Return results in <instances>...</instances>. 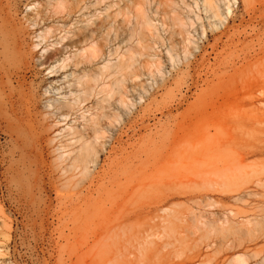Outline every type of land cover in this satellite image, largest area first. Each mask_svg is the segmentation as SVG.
Returning a JSON list of instances; mask_svg holds the SVG:
<instances>
[{
  "label": "bare ground",
  "instance_id": "obj_1",
  "mask_svg": "<svg viewBox=\"0 0 264 264\" xmlns=\"http://www.w3.org/2000/svg\"><path fill=\"white\" fill-rule=\"evenodd\" d=\"M26 1L27 11L24 12L19 0H0V210L5 204H9L20 213L28 214L32 224V240L37 243L38 238L43 237L45 216L49 211L52 212L50 198L48 199L46 194L47 189H52L56 195V207L53 209L51 222L55 221L58 226V237L54 240L55 253L52 254L53 264H116L115 260V263L112 261L116 250L111 251L114 254L108 253V249H105V236L109 237L107 240L110 243L112 238L109 234L115 231L112 234L117 236L118 230L120 236L117 238L121 237V233H125L122 234L125 236L129 230V243L136 238L141 241H134L138 242L139 247H135V243L130 245L126 242L130 247L124 253L127 251L130 256V260L128 256L127 260L130 262L131 256L137 258L138 253L143 256L152 244L155 245V250L151 254L160 252L163 248L160 253H163L162 255L159 252L158 256L153 255L160 264L162 258L165 264L167 260L171 263L173 256L177 257L175 261H178L174 263L173 260V264L195 262L201 258L198 250L188 252L186 257L175 253L173 255L171 252L173 256L168 258L170 253H166L167 249L163 252L167 244H164V247L163 243L159 246L153 239H158L161 234L160 238L164 237L163 232L165 236L171 235L172 238L175 232L178 237L179 230L184 229L182 233L189 228H198L199 225L209 227V232L215 233L216 238L218 235L222 236L216 241L219 251L232 249L236 241L223 239L224 232L230 231L227 219L210 221L202 215L204 212L198 215L192 213L189 208L187 210L167 206L178 198L171 192L173 181L161 182L160 189L150 191L152 193L149 194L151 196L147 198L148 201L144 200L147 193L144 192L146 184L141 171L161 156V149L157 146L145 149L144 160V156L134 154L133 144L128 143L127 147L123 148L122 138L127 132L120 129L118 138L116 135L114 137V128L121 124L122 117L119 112L114 111V104L116 107L129 109L126 102L127 83L136 81L142 69L149 70L151 77L156 72L161 74V59H155V54L146 53L158 43L164 46L165 39L159 33L155 21L160 22L163 31L169 35L166 54L172 66L178 64L177 60L181 54L184 59L192 57L188 59L187 65H193L198 58L203 64L209 56L208 48L215 53L223 38H226L223 47H230L241 37L239 33L237 35L240 37H236V33L228 35L232 25L238 21L245 22V18L238 15L234 9L238 0H119L111 2L104 10L98 9L104 0ZM241 1L244 3L247 17L252 19L255 8L251 9L249 6L251 0ZM200 5L209 15L207 20L210 32L200 23L199 34L203 38L205 35V41L202 42L205 45L199 47L194 42L195 35L190 29H193L194 33L199 32L198 26L194 27L197 22L202 21L196 12ZM188 12L194 17L189 16ZM259 19L264 20V11L260 12ZM254 28H250V32L245 35L246 39L253 37ZM215 32L219 34L218 38L214 36ZM175 36L182 38L181 51H177L173 42ZM247 43L246 53L242 52L244 56L241 58L238 55L240 61L245 62L264 54V44H259V48H256L253 40ZM111 44L119 46L108 52ZM124 47L126 50L119 53ZM234 49L233 52L236 50ZM222 51L224 52L225 48ZM223 52L215 54V60L219 59ZM108 53L109 57L116 56L114 63L107 59ZM234 53L236 54V51ZM232 63H229L231 69L236 64ZM44 72L47 74L43 75ZM205 77L204 79L202 74H199L197 78L207 84L208 77L219 78V72L213 70ZM262 83L264 84V81ZM59 95L62 99L55 97ZM252 95L251 104L256 105L258 96L253 93ZM138 129L141 127L134 123L128 130L136 135ZM132 140L133 138L129 137L128 141ZM117 146H121L119 151H123L122 155L129 161L124 166V188L117 189L118 191L113 189L116 191L114 193L111 189L114 186V177H109L108 170L114 161V149H118ZM130 149L132 151L129 152ZM260 182L262 185V181ZM107 185L112 186L110 188ZM217 187L216 185L215 191L218 190ZM122 190L124 195L121 194L123 198H120L118 195ZM109 202L110 207L116 202L117 205L120 203L121 207H126L122 216L117 214L118 217L110 219L109 216L100 215L105 213L101 209ZM104 216L108 219H101ZM250 223L248 221L246 224ZM2 225H6L5 221ZM125 227H128V230ZM112 241L114 242V239ZM210 245L211 243L207 244V247ZM34 249L35 247L33 252ZM131 249L138 253L135 255V251ZM116 252L118 254V250ZM36 258L33 260L38 263L41 259L38 261ZM146 258L145 264H148L149 258L148 261ZM45 261L41 262L46 263ZM116 261L118 262L117 259ZM153 261H149L150 264ZM156 262L153 264H157ZM221 263L226 262L219 260L212 263L209 260L206 264ZM229 264L246 263L243 257H235Z\"/></svg>",
  "mask_w": 264,
  "mask_h": 264
},
{
  "label": "rangeland",
  "instance_id": "obj_2",
  "mask_svg": "<svg viewBox=\"0 0 264 264\" xmlns=\"http://www.w3.org/2000/svg\"><path fill=\"white\" fill-rule=\"evenodd\" d=\"M118 1L104 0L98 6V9L104 10L111 2ZM19 2L22 5V11L26 12L25 5L27 1L19 0ZM243 4L241 0H238L234 9L238 15L245 18V22H236L230 27V32L228 33L229 36L232 34L235 35L236 33V37H241L230 47H223L226 41V38H223L215 53L208 48L207 54L209 56L203 64L201 59L198 58L193 65H187L188 59H192V57L184 59L183 54H181L177 60L178 64L172 66L166 54L169 45L167 41L169 35L163 31L160 22L155 21L154 24L159 27V33L165 39L164 46L158 43L152 49L146 51V53L151 55L155 54V59H161V74L156 72L151 77L152 75H150L149 70L142 69L140 74L138 73L139 77L136 81L127 83L126 102L129 109H124L121 106L116 107V104H114V111L122 115L120 119L121 124L114 128V137L117 136V133L119 134L120 129L127 132V135H124L122 138L123 148L127 147L128 143L133 144L134 154L139 157L144 156V160L146 159L144 155L145 149H152L153 146L161 149L159 151L161 156L154 163L148 164V168L141 171L143 173L144 184H146L144 192L148 194H145V199H142L146 201L151 196L149 194L159 190L161 182L169 181L171 183L173 181L174 183H171V186L173 185L171 192L175 193L178 198L169 203L167 205L168 207L177 209L185 208L187 210L189 208L192 213L198 215L201 214L200 212H204L202 215L208 217L207 219L210 221L220 218L229 221L228 226L230 227V231L224 232L223 239L226 241H236L233 248L229 250L223 249L219 251L216 248V241L222 238V236L218 235L217 239L214 236L215 233L209 232V227L204 228L200 225L198 228H189L193 227L189 226V230L186 229L187 231H183L182 233L181 231L184 229L180 228L181 230L178 229L180 231L178 237H176L177 234L175 232L172 234L174 238L170 237L171 235L169 237L165 236V233L161 231L164 237L160 238L161 234L160 236L158 235V239L156 237L153 239L154 242L159 243V246L162 243V247L166 244L167 246L169 245V248L165 246L166 248L163 252L167 249L168 251L166 250V253L171 254L172 252L173 255L175 253L186 257V255H189L188 252L198 250L201 258L191 263L184 261V264H199V262L206 264L209 260L212 263L223 260L226 262L225 264H229L235 257H243L246 264H264V84L262 83L264 81V54L245 62L240 61V57L242 58L244 56L243 54L246 53L245 48L247 46L245 45L248 44L247 42L249 40L254 41L256 48L264 44V20L259 19L260 12L264 11V0H251L249 3L251 9L255 8V15L252 19L247 17ZM182 8L184 7L182 6ZM184 12H186V9ZM196 12L202 18V21L197 22L194 27L197 28L198 26L199 32L194 33L193 29H190V31L195 35L194 42L200 47L205 45L202 43L205 41V35L203 38L199 34L201 32L199 25L200 23L204 24L207 31L210 32L207 20L209 15L204 12L201 5L196 9ZM188 15L194 17L189 12ZM213 21L211 20V22ZM253 27H255L253 37L246 39L245 35ZM237 33L241 35L239 36ZM214 36L218 38L219 34L216 33ZM173 42L176 45L177 51H181L183 47L182 38L175 36ZM116 46H119V44H111L108 52L109 50L115 49ZM123 46H126V44H123ZM224 48L226 52L222 51ZM233 49L236 51L237 56L234 53L235 51L233 52ZM125 50L126 47L123 50H119V53ZM196 52L198 53V51ZM220 52H223L222 56L219 57L220 61L219 59L215 60V54ZM230 53L233 55H230ZM238 55L240 56L239 58ZM236 58L237 60H234ZM107 59L112 61V63L117 60L115 55L109 57V53ZM222 62L225 64L223 65ZM226 62L228 63L227 65ZM232 62L236 63L233 69L229 68L233 64ZM99 66L101 67V65ZM212 69L219 72V78L208 77L209 82L207 84L198 80L197 77L199 74H202L205 79L206 74L212 72ZM233 70H236V72ZM46 74L47 72H44L43 75ZM261 85L262 87H258ZM252 89H255V91ZM252 93L254 96H258L259 101L256 105L251 104ZM55 97L62 99L60 95ZM254 106L258 108H255V110L253 108ZM134 123L141 127V129L137 130L136 135L131 130H128ZM129 137L131 139L133 138L132 142L128 141ZM117 147L118 149H114L113 165L111 164L108 170L109 177H114V183H112L114 185L113 188H111L112 185H107L112 190H121L124 188V166L129 161L122 155L123 151H119L121 146ZM116 171L117 173H114ZM260 181H262V185ZM216 185L219 191H215ZM174 187H176V191H174ZM51 190L47 189L46 194L48 195L47 198H50L49 205L52 212L49 211L46 215L47 217L45 216V223L42 230L44 232H42L43 237L41 239L39 237L37 243L32 240V224L28 219V214L20 213L15 207L9 206V204H5L3 209L0 210V264H36L37 262L33 260L36 257H39L36 258L38 261L41 259L37 264L54 263V255L52 256V254L55 253L54 240L58 237V226L55 221L53 223L51 222L53 221V209L56 207V195ZM115 190H113L114 193L116 192ZM122 192L123 190L118 195L120 198L124 195V192ZM110 203H107L109 206L105 204V208L101 209L105 213L100 212L101 214H97L109 216L108 218L110 219L123 214L122 212L126 208L124 205L121 207L119 203V207L116 202V204L112 203L110 207ZM203 204H205L204 206L209 205V207H204ZM187 210L185 211L187 212ZM108 212H110L109 215L107 214ZM100 215L99 217H101ZM105 216L101 219H108ZM4 221L6 223L5 226L2 225ZM248 221L251 223L246 224ZM128 224L126 225L129 226ZM125 228L128 230V227ZM124 229L123 231L126 232V229ZM113 232L115 231H112L109 236L114 239V242H111L112 239H109L110 243H108L107 239L109 237L105 236L107 237L105 241L107 248L105 247V249H108V253L118 250V254L115 251L116 256L112 258V261L115 260L116 264H129L130 256L127 255V251L125 253L124 251L132 243H135V247L138 246L137 243L140 240L136 238L138 240L137 243L134 242L137 241L136 239L132 243H129V230L125 236L122 235L125 233H121V237L119 238L117 237L118 235L120 236V230L117 231L118 233L116 232L117 236L115 233L112 234ZM123 236H127V238L125 239ZM179 240H181V243L178 242ZM210 243L211 245L207 247V244ZM115 245L117 246L115 247ZM76 246L78 247V245ZM73 247L75 248V246ZM154 247V244L150 248L148 246V250L144 252L143 256L138 255V251L133 250L134 248L131 247L133 248L131 250L135 251V255L138 254L136 256L137 258L131 256L132 261L130 264H145L146 256L149 258V261L152 262L154 260L156 262L157 258L154 259L155 256L153 255H157L159 251L151 254L155 250ZM162 249L159 254L162 252ZM105 253L107 255L110 254L107 251ZM170 254H168V258L173 256ZM127 256L129 260H127ZM166 256L165 260L168 259ZM134 258L136 261L133 260ZM148 258H146L147 261ZM150 258L153 259L151 260ZM180 258L178 259L179 261ZM175 259L177 257L174 258L173 256V259L171 257L172 262L170 263L167 260L166 264H173V260L174 263H178ZM44 260L47 262L42 263ZM119 260H122V262ZM182 260H186V258H182ZM149 261L147 262L148 264H150ZM161 261V264H165L164 258ZM156 263L158 264L159 262L157 261Z\"/></svg>",
  "mask_w": 264,
  "mask_h": 264
}]
</instances>
